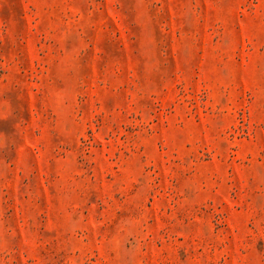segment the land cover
Here are the masks:
<instances>
[{"label":"rangeland","instance_id":"1","mask_svg":"<svg viewBox=\"0 0 264 264\" xmlns=\"http://www.w3.org/2000/svg\"><path fill=\"white\" fill-rule=\"evenodd\" d=\"M0 264H264V0H0Z\"/></svg>","mask_w":264,"mask_h":264}]
</instances>
